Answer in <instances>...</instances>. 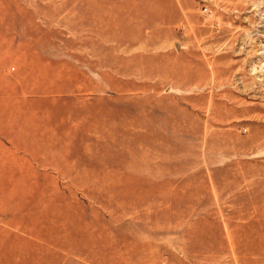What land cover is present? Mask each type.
<instances>
[{
    "label": "rangeland",
    "instance_id": "374dc122",
    "mask_svg": "<svg viewBox=\"0 0 264 264\" xmlns=\"http://www.w3.org/2000/svg\"><path fill=\"white\" fill-rule=\"evenodd\" d=\"M263 209L264 0H0V264H264Z\"/></svg>",
    "mask_w": 264,
    "mask_h": 264
},
{
    "label": "bare ground",
    "instance_id": "6f19581e",
    "mask_svg": "<svg viewBox=\"0 0 264 264\" xmlns=\"http://www.w3.org/2000/svg\"><path fill=\"white\" fill-rule=\"evenodd\" d=\"M232 211H235V210L234 209L228 210V212H232ZM260 211H262V210H260V208L255 207L253 211L246 212V211L241 210L239 212H236L235 214H228L225 218V228H226V231L228 232L227 234H229L230 236L231 235L235 236L238 233H240V231L243 228L245 229L246 225L248 226L250 224H253L254 221H256V220H258L257 222L259 223L260 222L259 217L261 218ZM263 220H262V222H263ZM243 233L245 234V232H243ZM237 239H240V238L237 237ZM236 242H237V240H236Z\"/></svg>",
    "mask_w": 264,
    "mask_h": 264
}]
</instances>
